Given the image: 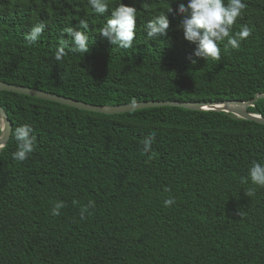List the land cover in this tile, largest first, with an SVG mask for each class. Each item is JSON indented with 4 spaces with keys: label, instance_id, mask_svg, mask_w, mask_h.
I'll list each match as a JSON object with an SVG mask.
<instances>
[{
    "label": "trees",
    "instance_id": "16d2710c",
    "mask_svg": "<svg viewBox=\"0 0 264 264\" xmlns=\"http://www.w3.org/2000/svg\"><path fill=\"white\" fill-rule=\"evenodd\" d=\"M123 2L137 8L132 49L90 31L85 56L57 62L65 27L82 18L98 30L108 14L87 0H0V81L94 105L264 93V0H243L233 34L245 25L251 34L239 48L225 39L219 60L196 64L178 27L187 0ZM170 7L168 38L145 43L144 23ZM35 22L47 27L29 46ZM0 105L12 130L30 123L37 136L24 162L12 159V136L0 154V264H264V187L249 176L253 160L264 163V124L176 106L103 114L8 91ZM248 110L264 117V98Z\"/></svg>",
    "mask_w": 264,
    "mask_h": 264
},
{
    "label": "clouds",
    "instance_id": "9594fccd",
    "mask_svg": "<svg viewBox=\"0 0 264 264\" xmlns=\"http://www.w3.org/2000/svg\"><path fill=\"white\" fill-rule=\"evenodd\" d=\"M92 11L99 15H107V19L102 26L96 30L89 27V20L79 18L78 26H68L62 30L58 39L54 58L57 62L63 61L71 52L85 56L89 52L90 31L106 38L114 49H132L133 42L137 37V8L126 5L123 0H118V6L109 12L110 0H87ZM245 5L243 0H187L186 3L178 4V13L187 14L178 26L183 30L184 39L196 44V48L189 55L192 64H196L200 59L219 60L221 56L220 43L227 39V45L233 49L240 46V42L250 36V29L245 25L233 34V27L241 16ZM173 11L170 7L166 13L155 15L147 20L143 27L145 30V43L156 42L162 38H168L170 30V20L167 13ZM47 25L44 22H35L31 26L30 32L25 35L24 41L27 45L38 44L43 36ZM68 35V39L63 38V34ZM6 131L5 126H0V133ZM11 136L16 142V150L11 153L12 159L17 162H24L35 150L37 136L32 124L24 123L15 127L11 131ZM155 139L153 133L150 138L144 140V151L151 149V143ZM4 143L0 142V149ZM249 176L254 185L264 187V163L253 160L249 168ZM247 196L253 195V190L245 191ZM175 203V198L170 197L164 201L165 206ZM60 203H56L52 208V215H59ZM241 217L243 210L238 213ZM83 219V216L81 217Z\"/></svg>",
    "mask_w": 264,
    "mask_h": 264
},
{
    "label": "water",
    "instance_id": "95a60500",
    "mask_svg": "<svg viewBox=\"0 0 264 264\" xmlns=\"http://www.w3.org/2000/svg\"><path fill=\"white\" fill-rule=\"evenodd\" d=\"M1 91L25 94L40 99L62 103L83 110L100 112L103 114L124 113V112H129L143 108H150V107L176 106L190 110L225 111L237 117L253 120L264 124L263 116H261L260 114L249 112L248 110V107L254 106L255 102L259 98H264V93H258L254 98L246 101L226 100V101L190 102V101H176V100H167V101L151 100V101H137V102L123 103L119 105H94L83 101H78L70 97H65L56 93H51L41 89L26 87L22 85H16L5 81H0V92ZM0 125L6 127V131L4 133H1L0 136V142H3L5 147L11 137L12 124L6 109L2 105H0ZM2 150L3 149H0V154Z\"/></svg>",
    "mask_w": 264,
    "mask_h": 264
}]
</instances>
